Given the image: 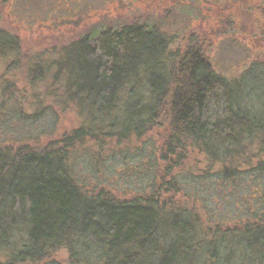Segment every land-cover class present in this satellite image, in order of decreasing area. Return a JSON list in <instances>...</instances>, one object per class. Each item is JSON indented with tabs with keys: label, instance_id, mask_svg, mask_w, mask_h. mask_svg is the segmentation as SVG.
<instances>
[{
	"label": "trees",
	"instance_id": "obj_1",
	"mask_svg": "<svg viewBox=\"0 0 264 264\" xmlns=\"http://www.w3.org/2000/svg\"><path fill=\"white\" fill-rule=\"evenodd\" d=\"M174 39L151 15L98 22L74 41L25 53L0 27L2 79L23 82L30 95L32 109L23 105L20 116L71 109L81 118L46 143L0 145V264H264V120L240 97V80L216 71L199 36L185 48ZM156 131L160 159L145 187L80 181L79 147L101 158ZM194 151L209 167L188 175L181 164ZM182 174L212 177L225 199L223 186L252 181L232 202L241 220L215 216L211 225L210 198L198 207L192 183L195 205H178Z\"/></svg>",
	"mask_w": 264,
	"mask_h": 264
},
{
	"label": "rangeland",
	"instance_id": "obj_2",
	"mask_svg": "<svg viewBox=\"0 0 264 264\" xmlns=\"http://www.w3.org/2000/svg\"><path fill=\"white\" fill-rule=\"evenodd\" d=\"M183 6L193 7L195 13H182ZM151 15L165 23L170 34H176L174 47L185 48L191 37L199 36L207 44L216 71L229 80H240V97L247 99L246 104L251 103L255 115L264 120V0H0V27L20 38L25 53L74 41L98 22L146 19ZM2 70L0 66V145L36 139L46 143L78 127L81 118L71 109L63 113L49 111L37 119L26 113L20 116L18 111L23 105L32 109L27 104L30 95L23 93V82L11 76L2 79ZM158 132L121 148L107 147L101 158L92 148L79 147L74 162L80 181L89 189L95 184L111 190L145 187L156 176L163 141ZM111 151L115 152L112 157ZM204 160L203 154L194 151L181 164L182 172L202 173L209 167ZM211 172L210 176L215 175L214 170ZM181 177L180 186L184 187L175 198L178 205H195L192 183L201 193L196 199L198 207L203 196L210 198L205 202L209 206L205 218L211 225L215 216L231 214L238 217L236 221L241 220L244 210L233 203L244 197L241 192L245 193L252 181L242 182L243 186L235 189L221 185L227 190L225 199L226 191L218 193L221 187L214 186L212 177L199 178L196 183L185 179L184 174ZM261 180L264 183V177ZM59 255L62 258L64 253Z\"/></svg>",
	"mask_w": 264,
	"mask_h": 264
}]
</instances>
